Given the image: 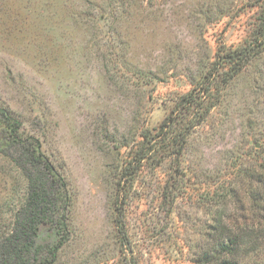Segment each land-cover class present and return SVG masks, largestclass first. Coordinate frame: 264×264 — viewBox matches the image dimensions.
<instances>
[{
  "label": "rangeland",
  "instance_id": "374dc122",
  "mask_svg": "<svg viewBox=\"0 0 264 264\" xmlns=\"http://www.w3.org/2000/svg\"><path fill=\"white\" fill-rule=\"evenodd\" d=\"M263 9L264 0H0V108L39 141L71 199L53 264H196L214 226L251 222L254 174L264 177V50L226 83L216 76L214 105L178 158L164 140L140 163L137 152L215 61L252 42ZM26 196L23 174L0 155V236ZM56 240L50 225L37 239Z\"/></svg>",
  "mask_w": 264,
  "mask_h": 264
},
{
  "label": "trees",
  "instance_id": "16d2710c",
  "mask_svg": "<svg viewBox=\"0 0 264 264\" xmlns=\"http://www.w3.org/2000/svg\"><path fill=\"white\" fill-rule=\"evenodd\" d=\"M262 50L264 9L252 42L244 48L224 53L204 79L189 93L182 95V101L177 106L181 108L174 109L161 122L158 132L143 135L137 162L147 159L163 140L168 142L171 156L178 158L189 131L201 123L214 105L212 100L208 102L207 91L212 88L216 76L223 75V82L226 83L231 79V73L240 71ZM226 64L231 65L227 68L229 70H222ZM180 110L190 113L189 122H176L179 118L173 114H178ZM20 129V122L0 108V155L9 158L27 181L26 200L15 212L9 232L0 236V264H53L68 239L67 218L71 199L66 182L42 154L39 141L29 136L22 138ZM263 178L259 172L254 174L251 222L237 224L234 228L224 222L214 226V233L205 240L204 251L194 260L196 264H253V258L263 253L264 191L260 186ZM46 225L54 229L56 241H37Z\"/></svg>",
  "mask_w": 264,
  "mask_h": 264
}]
</instances>
